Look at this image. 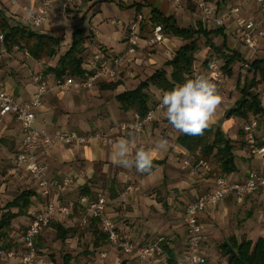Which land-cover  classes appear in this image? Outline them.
<instances>
[{"label": "crops", "instance_id": "0c3cea01", "mask_svg": "<svg viewBox=\"0 0 264 264\" xmlns=\"http://www.w3.org/2000/svg\"><path fill=\"white\" fill-rule=\"evenodd\" d=\"M209 1L217 6L218 16L224 19V26L217 27L213 21L202 22L200 15L188 26L217 30L210 37L216 47L226 52L227 56L222 58L223 63L232 57L230 67L235 66L234 71L232 69L227 77L222 104L212 125L219 127L234 141L238 168L236 180L243 181L250 171L264 173V165L262 158L250 153L245 146L242 125L247 119L229 115V111L241 99L243 88L258 82L260 74L251 66L252 69L242 70L247 77L245 84L240 82L241 74L238 81H234L237 64L244 65L249 50L243 43L242 31L236 24V15L232 13V8L239 7L243 17L253 20H259L262 11L254 0ZM39 5L38 0H16L14 4L9 0H0V9L10 22L25 23L30 27L31 15ZM154 7L166 15H172L176 21V13L180 9L197 10L191 0H180L177 3L173 0H54L49 9V19L34 30L64 37L59 56L71 45L76 30L84 29L91 38L85 43L83 65L90 71L95 64L94 53L91 57L89 55L90 43L106 54L113 55L117 52L113 45L109 49L107 42L123 40L124 52L127 48V30L136 14L143 12L150 16ZM117 9L119 17L112 20L117 28L109 34L103 33L107 30L105 26L109 23L108 19L111 18L108 12ZM166 36L164 42L155 46H148L141 40L138 51L125 59L116 80L104 78L89 90L68 92L55 86L58 78L50 69L56 66L58 56L37 60L28 55L26 49L17 45L8 46L0 41V88L12 94L18 101L27 102L32 99L37 89L32 80L33 74L43 71L48 76L50 88L42 97L41 106L36 109V127H45L50 132L71 128L80 133L108 131L110 125L132 119L135 112L122 109L117 95L135 88L157 69L163 68L165 62L183 43L177 36L167 32ZM260 47H264L263 39ZM209 54L210 46L200 45L198 58L202 61ZM251 75L253 78L249 81L248 77ZM260 84L262 83L257 84L258 90H261ZM148 91L151 105L159 100L158 97L163 92L155 86H151ZM260 118L257 138L260 145L264 146V115ZM128 133L131 132L122 135L116 133L112 143H105L97 138L88 143H54L44 147L39 152V158L48 164L49 179L64 175L75 176L76 182L68 189L65 199L78 201L84 195L95 198L103 194L111 197L112 202L107 213L117 223L121 234L137 242L165 237L173 259L160 257L139 262L137 259L128 258L117 249H104L108 251L107 256L96 260L91 251H103L106 239H97L99 226L96 220L88 228L81 229L80 214L77 211L79 209H76L70 217L56 213L48 229L38 237L36 264H85L91 258L93 261L89 264H121L124 260L128 264H175V259L185 247V206L215 187L217 174L212 171L215 165L209 163L210 169H207L199 164L200 160L192 158L189 151L178 141L182 134L171 127L163 110L155 120L145 125L142 134L132 133L131 138L137 146L148 147H154L157 141L166 139L167 150L157 151L153 167L148 172H138L134 167H119L112 162L113 145ZM22 138L23 132L17 118L13 114H0V218L8 211L15 214L3 240L5 245L11 244L10 248L14 250L22 245L25 229L46 204V199L41 196L38 185L28 171L15 165ZM185 160H189L191 165H186ZM81 171L85 172L84 176L80 175ZM129 183L136 186V191L128 201L122 202L120 193ZM26 190L35 192L30 196L27 207L18 199ZM51 198L57 200L58 196L53 193ZM199 221L204 233L201 264H228L227 257L220 251L222 243L231 237L252 241L259 237L264 238V193L258 190L243 198L232 194L202 211ZM64 229L69 231L65 233ZM0 264H20L19 255L2 254Z\"/></svg>", "mask_w": 264, "mask_h": 264}, {"label": "built area", "instance_id": "2783aa9c", "mask_svg": "<svg viewBox=\"0 0 264 264\" xmlns=\"http://www.w3.org/2000/svg\"><path fill=\"white\" fill-rule=\"evenodd\" d=\"M40 5L31 15V27H39L46 22L49 17V9L54 0H38ZM179 2L180 0H173ZM199 10L202 22L213 21L217 27L224 26V19L218 16L217 6L209 0H191ZM262 11L259 20L245 18L241 15L239 7L232 8V13L236 15V24L242 31L243 43L249 50V55L244 63L245 69H251L252 62L256 58L264 59V47H260V41L264 40V0H254ZM12 4L16 0H9ZM147 29V31H146ZM166 32L161 24L154 23L150 16L143 12H138L127 30V48L120 54H106L96 51L94 53V67L87 71L82 77L64 76L58 78L55 86L62 91L89 90L97 82L104 78L116 80L119 77L120 69L129 55L135 54L140 41L144 40L148 46H155L166 40ZM4 36L0 33V41ZM27 54L30 53L26 50ZM199 73L212 74L219 85L221 92H224L227 74L217 60H211L207 65L195 70L194 75ZM33 82L37 89L27 102L18 101L12 94L0 88V114H13L21 124L23 138L21 148L17 153L16 167L25 169L31 178L36 182L40 194L46 199L45 207L40 210L32 219L22 236V245L17 249L1 250L0 255H19L20 264H36L38 259V237L51 224L56 213H61L66 217L72 216L76 209L81 212V224L89 226L94 219L97 221L99 229L105 235L108 244L121 251L130 259H140L143 261L168 257L165 237H159L152 241L137 242L121 234L117 223L108 215L107 209L109 199L105 195H98L90 198L81 196L78 201L65 199L68 189L76 182L75 176L64 175L60 178H48V164L39 158V152L46 146L54 143L72 144L88 143L91 139L97 138L105 143H112L114 136L131 132L142 134L147 123L156 119L157 115L163 111L159 100L152 104L148 110L142 114L137 111L133 113L130 120L122 121L111 126L108 131H96L94 133H80L76 129H61L50 132L45 127H36V109L42 104V97L49 90L50 83L45 72H36ZM163 93V92H162ZM260 105L264 107V89L258 91ZM162 95V94H161ZM258 120L250 116L243 125V140L246 148L252 154L259 155L264 165V146L260 145L257 138ZM137 126L139 130L137 131ZM186 165H191L189 160H185ZM199 164L210 169L208 162L200 160ZM81 176L85 172H80ZM261 190L264 193V173L254 170L248 173L243 181H230L227 175H219L215 180V187L189 202L185 206L184 224L186 227L185 247L182 253L175 259V264H201L203 261L201 246L204 239L203 226L199 221V214L210 206H215L224 198L235 194L238 198L253 194ZM134 192L133 185H127L122 193L123 199ZM58 199H52V194ZM106 252L101 254L102 257Z\"/></svg>", "mask_w": 264, "mask_h": 264}, {"label": "trees", "instance_id": "16d2710c", "mask_svg": "<svg viewBox=\"0 0 264 264\" xmlns=\"http://www.w3.org/2000/svg\"><path fill=\"white\" fill-rule=\"evenodd\" d=\"M150 18L154 23L161 24L165 32L181 38L183 43L173 56L165 62L163 68L157 69L135 88L117 95V100L122 109L134 110L142 114L151 106V96L148 91L151 86H155L163 92L170 90L177 84L183 83L186 78L193 77L198 67H204L214 58L227 56L226 52L216 47L211 40V34L217 32V30H207L202 26H181L172 15H166L156 7L152 8ZM0 33L3 34V42L6 45L12 47L17 45L26 49L37 60L51 59L58 56L61 43L64 40L63 36L41 33L25 24L12 23L2 9H0ZM202 36L207 38L210 54L201 61L197 54L200 51L199 41ZM89 37L90 35L86 34L84 29L79 28L76 30L69 48L65 53L59 54L56 66L50 68L56 78H62L67 75L84 76L87 70L83 65V54L86 50V40ZM231 62L232 57L230 56L228 60L222 63V67L227 74L232 72ZM199 63L201 64L198 65ZM252 68L260 74V80L243 88L241 99L229 111V115L244 119H249L250 116L262 117L264 115V107L260 105L259 93H254L251 90L257 84L264 83V59L256 58L253 60ZM115 84H118V82ZM178 141L196 161L205 160L208 163H213L215 167L212 171L216 172L217 176L227 175L238 169L235 162L234 141L226 136L219 127L211 126L205 130L203 135L182 134ZM34 193L33 190H26L18 196V199L27 207L29 206L30 196ZM14 215L8 211L0 218V251L11 249V244L5 245L3 240L8 233L9 225ZM93 220L91 224L95 223ZM63 231L67 233L69 229H64ZM97 239H106L100 229L97 230ZM166 249L168 257L172 260L173 257L167 245ZM220 251L227 257L228 264H264L263 237H259L256 241L249 239L238 240L236 237H231L220 245ZM121 264H128L127 260L122 261Z\"/></svg>", "mask_w": 264, "mask_h": 264}, {"label": "clouds", "instance_id": "9594fccd", "mask_svg": "<svg viewBox=\"0 0 264 264\" xmlns=\"http://www.w3.org/2000/svg\"><path fill=\"white\" fill-rule=\"evenodd\" d=\"M158 99L168 123L177 133L197 136L215 123L223 97L215 77L199 73L164 91ZM131 137L132 133H128L115 142L113 164L125 169L134 167L141 173L150 171L157 151H166L168 141L161 139L154 147L137 146Z\"/></svg>", "mask_w": 264, "mask_h": 264}, {"label": "rangeland", "instance_id": "374dc122", "mask_svg": "<svg viewBox=\"0 0 264 264\" xmlns=\"http://www.w3.org/2000/svg\"><path fill=\"white\" fill-rule=\"evenodd\" d=\"M192 2V1H191ZM118 10L119 9H117V10H111V11H109L108 13L109 14H111L109 17H111V18H109L108 20H109V23H106V26H105V28L107 29L106 31L104 30V32H103V29H100V30H102V32L103 33H111L112 31H114L117 27H116V25L115 24H113L112 22V20H115V19H117L118 17H119V15H118ZM105 14H106V12H105ZM107 16H108V14H106ZM200 14H199V10L197 9V10H190V9H188V11L186 10V9H180L177 13H176V17H177V22H178V24H180V25H185V26H188L191 22H193V19H195V18H197L198 16H199ZM22 24H25V23H22ZM26 25V24H25ZM28 26V25H27ZM31 28H35V27H31ZM91 38V37H90ZM104 40H106V38H105V36H104ZM200 42V45L202 46V45H206V46H209L208 45V43H207V38H204V37H202L201 38V41H199ZM126 43V42H125ZM107 44H108V46H109V49H111L112 48V45H113V47L115 48V50H116V52H117V54H120L122 51H123V49H124V47H125V44H124V41L123 40H115V41H112V43L109 41V42H107ZM96 51H101V52H104L102 49H99V48H97L96 47V45L95 44H93V43H90V47H89V55H90V57L91 56H93V53H95ZM215 60H217L218 61V63L219 64H222L223 63V60H222V58H214ZM213 59V60H214ZM91 66V65H90ZM234 67L235 66H233L232 67V69H233V71H234ZM198 70H199V67H198ZM242 70H247V69H245L244 68V66L242 65V66H240V64H237V67H236V70H235V72H236V74L234 75V81L235 82H237L238 81V78H239V74H241V78H240V82H241V84H245V81H246V79H247V77H246V75H244L245 73H242ZM37 72H39V71H37ZM40 72H43V71H40ZM36 73V72H35ZM34 73V74H35ZM34 74H33V76H34ZM226 74H227V72H226ZM228 75H230V74H227V77H229ZM33 76H32V78H33ZM252 78H253V75H251L250 77H248V80L249 81H251L252 80ZM33 80V79H32ZM226 83H227V80H226ZM226 83H225V85H226ZM261 86H260V89H264V83L262 82V84H260ZM258 86H256L255 88H253V92L255 93V92H257L258 93ZM238 89H240V88H238ZM239 94V93H238ZM255 117V116H254ZM257 118V120H258V123L261 121V118L259 117V116H257L256 117ZM240 119V118H239ZM122 122V121H121ZM118 123H120V122H118ZM118 123H116V124H118ZM116 124H112V125H110V126H114V125H116ZM212 126H214V125H212ZM215 127V126H214ZM96 131H100V130H95V131H92V132H89V133H94V132H96ZM103 131H105V130H103ZM237 171V170H236ZM236 171H234V172H232V173H229V174H227V176H228V179L230 180V181H240V180H236V178L238 177V174H236ZM216 173V172H215ZM238 173V172H237ZM129 185H133L134 186V192L133 193H131L128 197H127V199H123V197H122V193L124 192V190H125V188L121 191V193H120V200L122 201V202H126V201H128V199L130 198V196L131 195H133L134 193H135V191H136V186L134 185V184H132V183H129ZM38 191H40L39 189H38ZM103 195H105V194H103ZM108 199H109V204H111V200H112V198L111 197H109V196H107V195H105ZM75 201V200H74ZM77 211H79V214H80V220H79V226H80V228L81 229H86V228H88V226H83L82 224H81V212H80V210H77ZM76 212V211H75ZM74 215V214H73ZM70 217V216H69ZM50 226V225H49ZM48 226V227H49ZM48 227L46 228V229H48ZM46 229L43 231V232H45L46 231ZM43 232H42V234H43ZM105 246L103 247V251L104 252H108L107 250L108 249H115V248H113V247H111L109 244H108V242L106 241L105 242ZM104 249H107V250H104ZM116 250V249H115ZM103 251H101V250H99V249H96V250H92L91 251V253L93 254V257H96V260H98L99 258H101L102 256H100L101 255V253L103 252ZM107 256V255H106ZM105 256V257H106ZM104 257V258H105ZM103 258V257H102ZM93 261V259L91 258V260H89L88 262H86L85 264H89V263H91ZM102 261V260H101ZM101 261H99V263H101ZM137 261H139V262H144L143 260H140V259H137Z\"/></svg>", "mask_w": 264, "mask_h": 264}]
</instances>
